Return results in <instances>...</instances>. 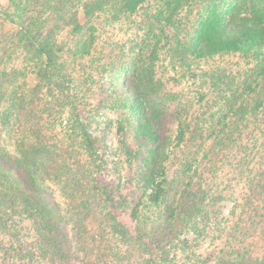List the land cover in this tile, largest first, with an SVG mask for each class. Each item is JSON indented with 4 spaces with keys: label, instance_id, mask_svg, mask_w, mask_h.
<instances>
[{
    "label": "rangeland",
    "instance_id": "obj_1",
    "mask_svg": "<svg viewBox=\"0 0 264 264\" xmlns=\"http://www.w3.org/2000/svg\"><path fill=\"white\" fill-rule=\"evenodd\" d=\"M8 3L9 0H0V6ZM150 7L153 4H145L136 14H124L117 19L97 13L83 25V33L77 35L68 33L72 24L59 19L51 23L57 33L56 41L67 50L60 54L67 78L62 84L41 80L38 72L43 63L33 59L25 47L21 48L19 27L0 16V87L6 88L0 96V137L6 139L15 134V120H29L40 139L58 154L54 158L61 162L60 175H50L49 183L67 218L75 248L83 241L81 232L92 236L87 241L92 247V264H147V259L154 264H215L212 258L239 214L235 209L232 216L234 200L238 202L248 194V179L255 167L238 147L219 154L214 167L206 169L205 164L184 163L190 156L189 149L167 145L166 159L158 169L164 171L169 181L173 203L165 206L146 200L149 192L139 181L141 151L134 137L141 116L139 100L137 90L128 87L127 75L129 65L150 52L149 23L145 17ZM154 57L152 76L157 94L171 110H179L182 120L181 124L170 126L169 141L175 139L181 128H191L201 116L200 96L210 84L206 81L207 72H247L253 65L249 58L232 54L178 64L162 46ZM14 69H19L17 75ZM15 92L23 97L21 102L14 98ZM71 105L78 108L79 122L84 125L74 118ZM6 118L11 120L10 125H4ZM252 126L253 130L264 131V124ZM83 128L92 145L85 141ZM98 176L110 185L120 206L115 209L116 221L106 216L109 211L96 194L93 178ZM162 176L158 175L156 181ZM190 188L193 197L202 198L203 202L195 210L196 215L187 220L179 210L190 204L192 197H180L182 191ZM220 193L225 197L213 202L211 197ZM171 213L179 217L170 219L167 215ZM138 222L154 237L150 253H140L141 248L136 244L127 246L120 237L118 224L135 235ZM23 226L18 239L29 244L33 241L29 237L31 222L26 221ZM10 242H15L12 230L0 231V245ZM39 264L50 263L41 260Z\"/></svg>",
    "mask_w": 264,
    "mask_h": 264
},
{
    "label": "trees",
    "instance_id": "obj_2",
    "mask_svg": "<svg viewBox=\"0 0 264 264\" xmlns=\"http://www.w3.org/2000/svg\"><path fill=\"white\" fill-rule=\"evenodd\" d=\"M145 4H153L145 16L149 23L150 52L129 65L127 80L128 87L137 90L139 100L141 116L134 137L141 151L139 181L149 192L146 200L165 206L173 203L169 181L164 171L158 169L166 159L165 146L189 149L190 156L184 163L205 164L206 169L214 167L218 155L230 147L241 148L255 170L248 179V194L238 202L234 200L232 216L235 209L239 214L212 260L215 264H264V131L252 129V125L264 124V0H9L7 6H0V16L19 27L21 48L25 47L33 59L43 63L38 72L41 80L62 84L67 78L60 54L67 50L56 41L57 33L51 23L63 20L73 25L68 31L70 35L82 34L83 25L97 13L117 19L124 14H136ZM159 46L178 64L232 54L249 58L253 65L247 72L225 69L207 72L206 81L210 84L200 96L201 116L191 128H181L175 139L169 141L170 126L179 125L182 120L178 117L179 110H171L157 94L156 83L153 84L151 61ZM13 72L17 75L19 69ZM5 90L2 85L0 96ZM14 98L20 102L23 99L16 92ZM69 108L78 124L84 125L79 122L78 108L72 105ZM10 121L6 118L4 125H10ZM15 122V134L6 139L0 137V231L12 230L15 239L14 243L0 245V264H39L41 260L50 264H92V247L87 242L92 236L81 232L83 241L75 248L67 218L49 183L50 175H60L58 154L40 139L29 120ZM35 125L38 127L36 122ZM84 136L92 145L85 130ZM242 139L245 141L241 142ZM161 174L162 179L156 181ZM93 182L97 196L109 211L106 216L116 221L115 209L120 206L110 185L99 176ZM70 185L73 186L72 179ZM191 189L182 191L180 197H192L191 203L179 210L187 220L196 215L195 210L203 202L202 198L193 197ZM222 197L225 196L220 193L211 198L216 203ZM167 216L172 219L179 214ZM26 221L32 225L29 237L33 241L29 244L18 239ZM135 227L136 234L132 235L118 224L124 244H136L140 253H150L154 237L144 231L140 222ZM147 261L154 264L150 259Z\"/></svg>",
    "mask_w": 264,
    "mask_h": 264
}]
</instances>
